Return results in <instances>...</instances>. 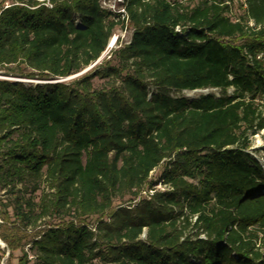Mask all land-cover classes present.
Returning <instances> with one entry per match:
<instances>
[{
    "label": "trees",
    "instance_id": "obj_1",
    "mask_svg": "<svg viewBox=\"0 0 264 264\" xmlns=\"http://www.w3.org/2000/svg\"><path fill=\"white\" fill-rule=\"evenodd\" d=\"M7 1L0 71L47 82L0 80L10 258L264 264V169L251 153L264 132V0H121L117 13L102 0ZM126 26L104 67L50 83L91 67ZM206 90L219 95L182 96Z\"/></svg>",
    "mask_w": 264,
    "mask_h": 264
},
{
    "label": "rangeland",
    "instance_id": "obj_2",
    "mask_svg": "<svg viewBox=\"0 0 264 264\" xmlns=\"http://www.w3.org/2000/svg\"><path fill=\"white\" fill-rule=\"evenodd\" d=\"M121 0H102V6L104 9L117 13V12H123L122 8L118 5L120 3ZM199 0H191V2L193 4H197ZM4 0H0V7L2 4L7 5L10 3V1H7L5 3H3ZM131 35H132V31L129 27H124L123 29L121 27H119L116 32L115 35L112 38V41L114 39H118L120 38V41L122 44L128 43L131 39ZM117 42V41H116ZM116 42H114L112 45H114L112 48H108V50L104 53V55L100 58L99 61H97L95 64H93L91 67H89L88 69H86L84 72L78 74V75H74L70 78L64 79V80H55V81H51L50 83H55V82H71L73 80H76L80 77H82L84 74L88 73V72H92L93 70H95L96 68H101L105 66V63L110 61V54L111 51L116 47ZM112 65H115V62L112 61ZM5 71H0V79L1 80H9V81H15V82H29V83H34V84H42V83H47V82H40V81H31V80H26V79H21V78H14L11 76H6L4 74ZM104 84L103 81L101 80H95L94 81V85L96 88H99L100 86H102ZM214 94V95H219V91L216 90H209L207 92H199V93H188L185 92L184 94H182V96L189 98V99H194L199 97L201 94ZM254 142V146L251 150L252 155L260 162L261 166L264 169V160H263V149H264V132L260 133L259 135L255 136L253 139ZM163 170V166H161L159 169H157L151 176V180L156 181L159 176L161 175ZM157 190H162L161 186H157L156 187ZM151 192L147 191L144 194H142L143 197L149 195ZM94 221V220H93ZM6 245H0V264H19L18 261V256H20V254H16L13 258H10L9 256V252H6ZM5 253V254H4Z\"/></svg>",
    "mask_w": 264,
    "mask_h": 264
},
{
    "label": "water",
    "instance_id": "obj_3",
    "mask_svg": "<svg viewBox=\"0 0 264 264\" xmlns=\"http://www.w3.org/2000/svg\"><path fill=\"white\" fill-rule=\"evenodd\" d=\"M113 41L116 42L117 39H114ZM113 41L111 40V42H110V44H109V47H110V48H112V47L114 46V45H112V42H113ZM114 42H113V43H114ZM109 47H108V48H109ZM0 80H1V79H0ZM61 82H62V81H61ZM23 83H29V82H23ZM0 245H4V243H3L1 240H0Z\"/></svg>",
    "mask_w": 264,
    "mask_h": 264
},
{
    "label": "built area",
    "instance_id": "obj_4",
    "mask_svg": "<svg viewBox=\"0 0 264 264\" xmlns=\"http://www.w3.org/2000/svg\"><path fill=\"white\" fill-rule=\"evenodd\" d=\"M207 91H208V90H206V91H198V92H195V93H199V92H201V93H202V92H207ZM192 93H194V92H192Z\"/></svg>",
    "mask_w": 264,
    "mask_h": 264
},
{
    "label": "bare ground",
    "instance_id": "obj_5",
    "mask_svg": "<svg viewBox=\"0 0 264 264\" xmlns=\"http://www.w3.org/2000/svg\"><path fill=\"white\" fill-rule=\"evenodd\" d=\"M114 42V41H113ZM113 42H112V44H113Z\"/></svg>",
    "mask_w": 264,
    "mask_h": 264
}]
</instances>
